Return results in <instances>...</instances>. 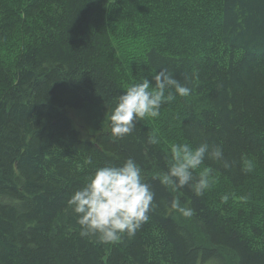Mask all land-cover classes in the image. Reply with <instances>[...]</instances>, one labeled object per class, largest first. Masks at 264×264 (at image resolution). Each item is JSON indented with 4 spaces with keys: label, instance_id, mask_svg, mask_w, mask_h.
<instances>
[{
    "label": "trees",
    "instance_id": "16d2710c",
    "mask_svg": "<svg viewBox=\"0 0 264 264\" xmlns=\"http://www.w3.org/2000/svg\"><path fill=\"white\" fill-rule=\"evenodd\" d=\"M161 70L191 94L110 138L125 86ZM171 135L222 146L193 171L211 170L203 195L160 183ZM128 158L155 194L149 221L114 245L81 237L67 200ZM262 172L264 0H0V264H264V198L249 192Z\"/></svg>",
    "mask_w": 264,
    "mask_h": 264
},
{
    "label": "clouds",
    "instance_id": "9594fccd",
    "mask_svg": "<svg viewBox=\"0 0 264 264\" xmlns=\"http://www.w3.org/2000/svg\"><path fill=\"white\" fill-rule=\"evenodd\" d=\"M192 89L175 79L167 70L158 71L150 80L142 78L125 86L115 106L108 115L111 137L121 140L130 136L137 122L148 118H157L163 104L170 103L176 97H187ZM154 138L149 143H155ZM170 148V163L160 178V183L170 186L173 191L190 187L196 196L203 195L210 186L208 169L193 177L208 155L214 162L223 160L222 146H215L209 152V145L202 143L192 147L187 143H173ZM85 164H92L91 158ZM155 194L151 186L144 182L142 169L132 158L121 166L96 168L87 181L75 190L67 200L69 212L79 227L81 237H96L103 245H114L125 237L132 238L143 224L150 219ZM228 196L221 197L226 203ZM171 207L184 217L194 215L191 207H181L173 201Z\"/></svg>",
    "mask_w": 264,
    "mask_h": 264
},
{
    "label": "rangeland",
    "instance_id": "374dc122",
    "mask_svg": "<svg viewBox=\"0 0 264 264\" xmlns=\"http://www.w3.org/2000/svg\"><path fill=\"white\" fill-rule=\"evenodd\" d=\"M141 39H136V40H131L129 42H125L124 40L121 41V48H120V53L123 55H129L131 53V51L133 50V54L136 53V49L140 48L141 45ZM141 80L137 79L135 82H140ZM189 101V99H188ZM163 110V107L160 109V114ZM91 109H89L87 112L84 113H80L79 115H77L74 119L77 122V125L82 128V132L84 133H90V125L92 120L91 118ZM160 116V115H159ZM150 119V118H149ZM147 121V118L145 119ZM103 128V127H102ZM168 138H170L172 140V143H181L179 142V138L176 137L175 140L173 138V136H168ZM182 144V143H181ZM168 153L170 154V151H168ZM252 177V179L250 181H253L254 179L257 180L258 183V188H251L250 189V194H252L253 196H256L257 198H264V172L259 173V174H255V173H251L250 175Z\"/></svg>",
    "mask_w": 264,
    "mask_h": 264
}]
</instances>
